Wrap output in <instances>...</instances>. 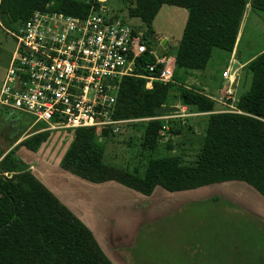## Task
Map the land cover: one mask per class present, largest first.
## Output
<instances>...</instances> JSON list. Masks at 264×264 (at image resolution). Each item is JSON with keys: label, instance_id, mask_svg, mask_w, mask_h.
Returning <instances> with one entry per match:
<instances>
[{"label": "trees", "instance_id": "trees-1", "mask_svg": "<svg viewBox=\"0 0 264 264\" xmlns=\"http://www.w3.org/2000/svg\"><path fill=\"white\" fill-rule=\"evenodd\" d=\"M121 2L126 4L122 6L128 17L144 23L150 44H154L151 22L162 5L186 10L173 56L172 81L153 80L150 88H144V79L124 77L114 112V117L122 120L167 114H154L152 109L159 105L175 106L169 100L168 88L173 86L177 71L203 70L212 48L229 53L246 6L264 11V0ZM89 5L90 0H0V21L14 30L11 23L17 22L18 28L35 10L80 16ZM245 69L250 75L249 86L233 102L236 111H216L214 98L175 87L180 106L205 113L203 136L197 138L195 147L191 143L187 148L193 153L158 155L156 139L164 122L148 119L140 137L141 150L147 151V156L139 161L143 162L141 174L136 167L131 166L129 171L127 166L115 167L102 161L106 129L96 134L94 128H75L58 161L59 167L93 183L114 181L144 195H149L155 186L174 192L237 180L264 198V51L247 62ZM47 135L48 131H38L26 136L0 159L2 173H11L9 178L0 177V264H112L90 230L15 155L18 146L36 151ZM166 147L170 145L167 143ZM189 156L192 158L188 159ZM197 257L207 260V255L194 258Z\"/></svg>", "mask_w": 264, "mask_h": 264}, {"label": "rangeland", "instance_id": "rangeland-1", "mask_svg": "<svg viewBox=\"0 0 264 264\" xmlns=\"http://www.w3.org/2000/svg\"><path fill=\"white\" fill-rule=\"evenodd\" d=\"M103 5L106 14L124 16L126 4L121 0H107ZM247 8L242 15L246 19L242 24L243 53H250L264 43V11L252 9L249 12ZM176 11L175 7L162 5L151 22L153 36L166 38L172 56L183 25L182 19L177 22ZM130 20L145 27L138 18ZM11 26L15 30L17 22ZM14 30L4 27L0 21V84L15 47ZM226 56L224 51L214 48L203 70L177 71L173 86L168 88L169 100L176 108L180 107L175 90L178 86L211 94L216 100L214 85L222 82L223 88L227 86L226 80L221 79V70L225 66L237 68V62L228 63ZM249 79L245 66L240 68L233 87V102L247 91ZM215 106L218 110L228 108ZM191 111L185 108L182 113L177 108L175 114L180 115L172 118L167 129L156 139L158 155L193 153L187 148L191 143L195 147L203 136L206 117L205 113ZM31 122L30 115L0 106V159L17 136L22 140L38 132L39 126ZM143 124L144 120L140 118H130L118 129L108 131L102 141V161L115 167L127 166L129 171L133 166L141 174L143 162L139 164V161L147 156V151L141 150L140 146ZM71 137L72 133L67 129L48 131L38 150L50 153V159L54 160L62 155ZM167 143L170 148L166 147ZM10 175V172L2 173L0 166V177L9 178ZM95 184L92 186L98 190L91 192L93 205L102 207L109 220L126 225V236L132 235L127 241L131 245L125 248L122 256L126 264H264V198L245 183L253 191L232 184L205 185L174 192L157 186L154 189L162 190L164 194L155 192L146 199L116 182L112 187L101 185L108 188L103 191L100 184ZM195 255H207V260L195 259ZM209 257L213 259L209 260Z\"/></svg>", "mask_w": 264, "mask_h": 264}, {"label": "built area", "instance_id": "built-area-1", "mask_svg": "<svg viewBox=\"0 0 264 264\" xmlns=\"http://www.w3.org/2000/svg\"><path fill=\"white\" fill-rule=\"evenodd\" d=\"M106 1L90 0L80 16L33 11L12 33L15 47L0 84V106L30 115L32 125H42L38 131H111L127 121L114 117L124 77L144 79L145 88L153 80L171 82L174 57L166 38L154 36V44L147 43L145 27L125 12L122 17L106 14ZM237 72L229 66L221 71L227 86L216 100L228 108L217 111H236L230 101ZM177 108L185 110V106ZM177 108L140 119L163 120V132L166 121L180 115L175 114Z\"/></svg>", "mask_w": 264, "mask_h": 264}, {"label": "crops", "instance_id": "crops-1", "mask_svg": "<svg viewBox=\"0 0 264 264\" xmlns=\"http://www.w3.org/2000/svg\"><path fill=\"white\" fill-rule=\"evenodd\" d=\"M172 7H175V9L177 10L176 11V13L178 14L177 19H179L177 20V22H179L182 19V22L184 24L186 18V10L184 8H180L176 6H172ZM248 11L250 12V9H248ZM243 16L239 24L234 47L229 53L224 51L227 54L226 59L228 63L237 62L236 67L238 68V71L240 68H243L247 64V62L253 59L257 54L264 51V43H263L257 49L250 51V53L242 52L241 45L244 42L243 41L244 29H242L243 28L242 24L243 21L246 20L243 18ZM213 49L214 48H212L211 51ZM221 83L218 82L217 84L214 85L215 88L217 89L216 98L223 93V85ZM203 89L205 90L206 88ZM204 95L211 98H215L211 94H204ZM215 101H216L215 105L222 106L221 104H218L219 102L217 100ZM20 140L21 137L19 138V136H17V138H15L5 148L4 151H7L9 148L15 146ZM15 155L24 164L28 166L30 173L41 184H43L60 201V203L66 206L90 230L98 246L112 264H126V262L122 258L124 257L123 255L125 254L124 253L125 248H128L131 245V243L127 241L129 237H131L132 235L128 234V236H126L125 234L126 225L120 222H116V221L113 222L112 220H109L108 214L102 210V207L98 205L100 208L99 209L98 207L93 205L91 192L96 193L97 192L96 190H98L96 189V187L93 188L92 186L94 185L93 182L84 180L60 168L58 165V161L61 155L58 156L56 159L51 160L50 158L52 156L50 155V153H47L46 151L45 152L40 151V149L39 150L37 149L36 151H31L26 149L24 146H18L15 150ZM229 181H235V182L223 181L225 183L223 182L213 183V184H208V186L220 185V184H232L235 187L239 186L240 188L249 191L252 190L248 187L249 186L248 184L247 186L245 185L246 183L244 184V182L242 183V181H237V180H229ZM96 184L97 185L100 184V186L109 184L111 185L110 187H112V185H115L114 181H104ZM105 187L101 186V190L103 191V189L105 190L108 189ZM155 187L157 188V186ZM156 188L155 189L153 188L152 192L149 195H144L140 193L139 196H143L146 199V198H150V196H152L153 193L155 192L163 193L162 190L160 191L159 189Z\"/></svg>", "mask_w": 264, "mask_h": 264}, {"label": "water", "instance_id": "water-1", "mask_svg": "<svg viewBox=\"0 0 264 264\" xmlns=\"http://www.w3.org/2000/svg\"><path fill=\"white\" fill-rule=\"evenodd\" d=\"M165 39H162V45H165ZM176 110V106L173 105H159L152 109V113L154 114H161V113H168L173 112Z\"/></svg>", "mask_w": 264, "mask_h": 264}]
</instances>
